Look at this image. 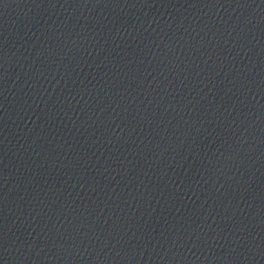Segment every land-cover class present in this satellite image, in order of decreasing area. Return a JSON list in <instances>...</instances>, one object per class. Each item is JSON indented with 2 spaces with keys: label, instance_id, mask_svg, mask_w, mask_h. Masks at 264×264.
Instances as JSON below:
<instances>
[{
  "label": "water",
  "instance_id": "obj_1",
  "mask_svg": "<svg viewBox=\"0 0 264 264\" xmlns=\"http://www.w3.org/2000/svg\"><path fill=\"white\" fill-rule=\"evenodd\" d=\"M0 264H264V0H0Z\"/></svg>",
  "mask_w": 264,
  "mask_h": 264
}]
</instances>
